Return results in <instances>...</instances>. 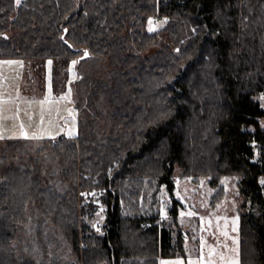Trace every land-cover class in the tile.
<instances>
[{"label":"trees","instance_id":"16d2710c","mask_svg":"<svg viewBox=\"0 0 264 264\" xmlns=\"http://www.w3.org/2000/svg\"><path fill=\"white\" fill-rule=\"evenodd\" d=\"M0 58L51 59L58 95L79 71L75 136L0 139V264L185 252L177 166L214 203L239 177L240 263L264 264V0H0Z\"/></svg>","mask_w":264,"mask_h":264},{"label":"rangeland","instance_id":"374dc122","mask_svg":"<svg viewBox=\"0 0 264 264\" xmlns=\"http://www.w3.org/2000/svg\"><path fill=\"white\" fill-rule=\"evenodd\" d=\"M154 24L153 27L160 25ZM52 66L51 59L42 63L0 58V139H55L73 137L79 132L73 94V83L79 74L77 60L71 61L68 86L60 95L53 89ZM256 97L264 107V92ZM174 179L173 195L166 185L161 186L158 207L162 220L173 228L175 236L179 229L185 232L186 250L162 257L160 264H241L239 177H223L227 193L216 203L212 200L216 188L208 176L195 180L177 166ZM175 199L179 202L177 225L172 224L169 214ZM100 218L103 219L101 214Z\"/></svg>","mask_w":264,"mask_h":264},{"label":"built area","instance_id":"2783aa9c","mask_svg":"<svg viewBox=\"0 0 264 264\" xmlns=\"http://www.w3.org/2000/svg\"><path fill=\"white\" fill-rule=\"evenodd\" d=\"M158 21H159V19H158V17H156V18L154 19V23L156 24V23H158Z\"/></svg>","mask_w":264,"mask_h":264},{"label":"snow or ice","instance_id":"6c2138e0","mask_svg":"<svg viewBox=\"0 0 264 264\" xmlns=\"http://www.w3.org/2000/svg\"><path fill=\"white\" fill-rule=\"evenodd\" d=\"M17 3H19V0H16ZM85 55H87V53H85ZM51 62H49L50 64ZM74 64L76 63L75 61L73 62ZM189 215H191V213H189Z\"/></svg>","mask_w":264,"mask_h":264},{"label":"water","instance_id":"95a60500","mask_svg":"<svg viewBox=\"0 0 264 264\" xmlns=\"http://www.w3.org/2000/svg\"><path fill=\"white\" fill-rule=\"evenodd\" d=\"M87 55H88V51H87ZM86 56V55H85Z\"/></svg>","mask_w":264,"mask_h":264}]
</instances>
